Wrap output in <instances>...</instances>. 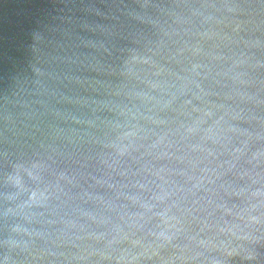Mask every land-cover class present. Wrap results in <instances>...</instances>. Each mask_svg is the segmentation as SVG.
<instances>
[{
  "label": "water",
  "instance_id": "obj_1",
  "mask_svg": "<svg viewBox=\"0 0 264 264\" xmlns=\"http://www.w3.org/2000/svg\"><path fill=\"white\" fill-rule=\"evenodd\" d=\"M0 264H264V0H0Z\"/></svg>",
  "mask_w": 264,
  "mask_h": 264
}]
</instances>
